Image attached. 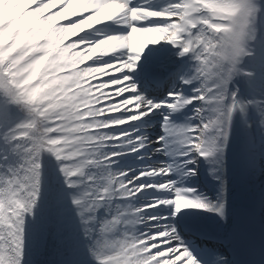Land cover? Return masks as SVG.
Instances as JSON below:
<instances>
[{"label":"snow or ice","instance_id":"6c2138e0","mask_svg":"<svg viewBox=\"0 0 264 264\" xmlns=\"http://www.w3.org/2000/svg\"><path fill=\"white\" fill-rule=\"evenodd\" d=\"M0 264H264V0H0Z\"/></svg>","mask_w":264,"mask_h":264}]
</instances>
